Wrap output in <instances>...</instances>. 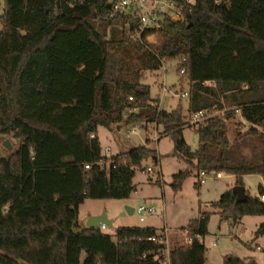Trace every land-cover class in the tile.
Here are the masks:
<instances>
[{
	"label": "trees",
	"instance_id": "obj_1",
	"mask_svg": "<svg viewBox=\"0 0 264 264\" xmlns=\"http://www.w3.org/2000/svg\"><path fill=\"white\" fill-rule=\"evenodd\" d=\"M185 19L163 21L154 51L144 37H131L130 26L126 32L127 20L111 18L102 0H3L0 137L19 145L0 159V264H160L165 245L150 239L164 237L152 228L108 235L78 225L85 200L128 199L134 169L150 157L158 164L146 146L104 156L98 127L154 123L197 177L222 173L243 186V176L258 175L264 195V0H195ZM176 59L191 85L188 114L210 115L195 128V151L183 139V108L160 110L143 83ZM237 114L248 128L243 135L237 128L230 143L227 123ZM190 174L172 176L173 192ZM212 207L231 225L264 217L259 197L237 203L232 189ZM206 221L182 230L191 242L170 251L171 264H205Z\"/></svg>",
	"mask_w": 264,
	"mask_h": 264
},
{
	"label": "rangeland",
	"instance_id": "obj_2",
	"mask_svg": "<svg viewBox=\"0 0 264 264\" xmlns=\"http://www.w3.org/2000/svg\"><path fill=\"white\" fill-rule=\"evenodd\" d=\"M3 0H0V15ZM128 24L125 25L127 32ZM121 30V28H119ZM128 33V32H127ZM131 37L134 38L133 33ZM161 43L158 35L151 39L150 46L155 51ZM181 59L163 63L159 71L146 73L143 83L150 87V97L158 100V108L165 112L174 111L179 105L183 108L186 119L188 118V101L191 85L178 73ZM188 93L186 99L180 95ZM138 112V111H136ZM128 112L125 113V116ZM188 114V115H187ZM241 123V127L237 124ZM133 127L143 128V134H131ZM228 140L235 139L236 131L243 135L248 124L237 114L236 118L227 123ZM185 143L191 151L198 147V136L195 128L185 127L182 132ZM157 136L158 141L154 140ZM97 137L100 142L102 154L109 149L108 157L123 153L133 148L146 146L156 152L158 164L150 157L143 161L141 167L134 169L132 179L133 192L128 199L123 200H90L87 199L78 207L79 218L93 214H105L112 224L103 231L105 234L114 235L117 228L139 227L152 228L158 234H163L166 239V247L173 249L186 245L183 229L193 220H199L202 216L207 218L206 234L201 238L205 247V264H226L229 259H238L244 264H264V217L245 216L237 225L230 222H222L218 211L212 207L221 195L233 188L230 184L235 179L232 176L223 175L221 179L213 176L206 177L204 184L196 185L197 172L172 156L173 141L167 135H162L160 128L153 123L111 126L110 129L98 127ZM7 141L8 150L3 144ZM19 141L13 136L0 137V159H8L18 148ZM245 154H249L246 150ZM152 169V173L148 172ZM189 170L190 176L183 182L179 192H173L170 187L172 176ZM243 187L247 196L259 197L263 180L258 175H246L242 178ZM141 206H153L156 214H143L144 221H139L136 213L127 214L126 208L136 211ZM78 225L84 228V223L78 220ZM260 231L259 234L257 232Z\"/></svg>",
	"mask_w": 264,
	"mask_h": 264
},
{
	"label": "built area",
	"instance_id": "obj_3",
	"mask_svg": "<svg viewBox=\"0 0 264 264\" xmlns=\"http://www.w3.org/2000/svg\"><path fill=\"white\" fill-rule=\"evenodd\" d=\"M106 5L109 6V16L113 19H125L128 21V26L132 30L134 39L142 40L146 43H151V39L158 35L162 23L165 19L174 22H185V13H191L195 6V0H102ZM215 4H219L220 0H214ZM133 24V25H131ZM150 33V34H149ZM183 70L180 71L182 75ZM188 93L184 92L180 95L181 99H186ZM131 100V98H129ZM210 115L207 112H195L190 113L186 120L187 127L197 128L205 119ZM142 134L146 132L143 128L133 127L130 130L131 134ZM155 141H158L157 136L154 137ZM105 154L108 157L110 152L109 149H105ZM88 169V166H85ZM149 173H152V169H147ZM213 176L215 179H221L222 173L207 174L205 172L198 173V184L201 186L204 184L206 177ZM260 201L264 202V195L259 196ZM134 213L139 215V221L143 222V214H156L157 209L153 206H141L137 208ZM106 227H101V230H105ZM163 235V234H162ZM163 239L152 238L155 244H164L166 250L162 253L163 259L160 260V264H171L169 253L172 249L166 247V239L163 235ZM191 240L186 237V245L190 244Z\"/></svg>",
	"mask_w": 264,
	"mask_h": 264
},
{
	"label": "water",
	"instance_id": "obj_4",
	"mask_svg": "<svg viewBox=\"0 0 264 264\" xmlns=\"http://www.w3.org/2000/svg\"><path fill=\"white\" fill-rule=\"evenodd\" d=\"M106 8L109 9V6L106 5ZM3 145L8 150H10L11 147L7 141H5ZM232 192L236 196V202L237 203H243L246 201L247 195L245 193V189L243 186H233ZM126 212H127V214L131 215L133 213V210L126 208ZM103 226L106 228H110L112 226L111 222L109 220H107L105 214L90 216L86 219L85 224H84L85 229H95V228H101ZM71 231L74 234H80L82 232L81 230L74 229V225H72ZM234 261L237 262L238 259H234ZM17 262L20 264V261H17Z\"/></svg>",
	"mask_w": 264,
	"mask_h": 264
},
{
	"label": "crops",
	"instance_id": "obj_5",
	"mask_svg": "<svg viewBox=\"0 0 264 264\" xmlns=\"http://www.w3.org/2000/svg\"><path fill=\"white\" fill-rule=\"evenodd\" d=\"M224 175V174H223ZM233 177V176H232ZM234 182H235V179L233 180V182L230 184V186H234ZM96 215H98V214H93V215H87V217H80L79 218V221H81V222H83L84 224H85V221H86V219L88 218V217H90V216H96ZM105 230H106V228H105ZM105 230H101V231H105ZM184 235H186V234H184ZM185 241H186V237H185Z\"/></svg>",
	"mask_w": 264,
	"mask_h": 264
}]
</instances>
